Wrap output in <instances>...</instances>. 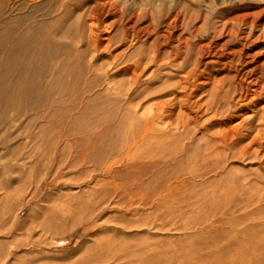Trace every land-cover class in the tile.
<instances>
[{
    "label": "rangeland",
    "instance_id": "obj_1",
    "mask_svg": "<svg viewBox=\"0 0 264 264\" xmlns=\"http://www.w3.org/2000/svg\"><path fill=\"white\" fill-rule=\"evenodd\" d=\"M5 1L0 24L51 47L40 65L19 58L32 84L0 111V264H264V232L208 226L232 205L227 177L255 165L205 157L208 119L241 91L237 39L264 48V0ZM96 3L110 10L93 20L114 29L106 49L88 36Z\"/></svg>",
    "mask_w": 264,
    "mask_h": 264
},
{
    "label": "bare ground",
    "instance_id": "obj_2",
    "mask_svg": "<svg viewBox=\"0 0 264 264\" xmlns=\"http://www.w3.org/2000/svg\"><path fill=\"white\" fill-rule=\"evenodd\" d=\"M34 1L36 0H28V2ZM1 4L0 0V10ZM109 11L105 4L96 3L90 8L88 14V23L90 22L88 36L96 46L102 47V44L106 43L104 49L108 47L107 44L112 38L114 29L103 23L100 26L93 20L99 19V16ZM114 16L117 17L114 22L121 25V31L136 30V22L128 27L129 21L121 19L117 13ZM175 25L176 20H170L165 29L156 30V41H160L162 45L170 41L174 36ZM135 34V38L139 39L140 34H147V31L139 28ZM127 36L122 52L125 51V47L127 49L133 47L135 41V39H129V33ZM40 39L34 28L27 33H15L8 24H0V111L1 108L6 109L12 106L17 99L22 100L24 92L30 88L32 81H26L21 76L23 73L21 66L19 77H15V71L20 57L27 59L29 68L33 65H40L39 59L43 58L51 47L47 41ZM236 39H229L226 43ZM240 39L242 43L238 39L236 42L241 44V48L230 53L232 56L238 55V62L242 66L240 69L237 66L234 69L235 76L240 81L241 91L232 95L225 105L216 109L213 116L208 119L211 124V120L216 118L209 137H207L205 157L207 165L213 163L210 170L223 169L224 160L230 159L247 160L254 164L255 168L240 169L231 178L227 177L233 186L232 205L227 206L220 214L216 213L208 217V226L220 232L261 233L264 232V48L259 52L251 53L254 41H248V36ZM75 60L76 58L70 55L69 65L74 66ZM230 61L233 62V59ZM226 62L210 59L207 65L213 63L225 65ZM138 70L139 65L135 63L127 68V71L135 73L132 78L139 76L136 75ZM183 79L184 77L182 81ZM171 97V99L183 101L178 94H171ZM194 118H197V115ZM145 130V133H148L150 126L148 125ZM225 153L226 157H223ZM221 178L223 180V176ZM121 189L125 190L126 187ZM253 189H256V192ZM252 245L262 246L264 240Z\"/></svg>",
    "mask_w": 264,
    "mask_h": 264
}]
</instances>
